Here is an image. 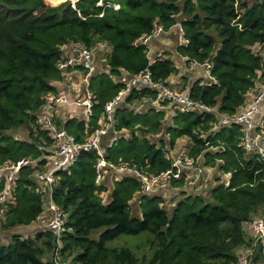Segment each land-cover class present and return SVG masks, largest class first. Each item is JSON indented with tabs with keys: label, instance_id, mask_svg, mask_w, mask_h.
Listing matches in <instances>:
<instances>
[{
	"label": "trees",
	"instance_id": "16d2710c",
	"mask_svg": "<svg viewBox=\"0 0 264 264\" xmlns=\"http://www.w3.org/2000/svg\"><path fill=\"white\" fill-rule=\"evenodd\" d=\"M98 1L50 5L47 0H0V164L20 158L33 161L20 167L11 200L0 206L4 230L29 225L43 211L44 193L33 175L45 168L49 153L42 148L52 145L53 139L41 128L37 111L48 93H56L53 82L61 78L57 64L63 45L78 42L90 47L103 42L110 47L107 71L89 79L92 115L86 121L56 122L77 141L99 126L105 103L125 87L123 80L112 76L148 70L153 81L166 83L176 72L170 58L150 61L146 46L135 43L158 25L168 30L179 22L185 43L177 52L187 62L210 65L215 81L192 82L190 98L232 115L246 104L253 88L264 85V0H108L117 8L97 5ZM146 97H154L152 88L133 87L124 101L131 104ZM123 105L114 112L115 130L131 129V134L102 145L107 161L158 173L170 166L166 147L174 149L179 138H186L188 156H203L204 165L211 167L223 160L215 170L221 175L230 172L229 184L218 177L210 190L211 201L183 191L167 211L162 196L140 194L138 180L124 174L113 180L110 196L103 200L100 193L107 189L95 182L98 156L94 150H82L55 172L50 192L64 214L59 244L49 230L29 237L12 233L0 244V264H55L51 255L44 259L55 249L61 264H67V257H72L71 264H138L128 247L108 242L141 232L149 233L151 248L149 257L142 258L145 264H238L239 250L241 254L245 249L250 264H263L264 242L247 234L244 226L258 214L264 217V158L246 154L240 145L242 127L230 124L212 130L218 120L213 111H176L163 125V110L135 113ZM20 128L26 137L13 135ZM161 128L167 140L143 136ZM2 185L0 181V190ZM137 196L139 215H134L130 201Z\"/></svg>",
	"mask_w": 264,
	"mask_h": 264
},
{
	"label": "built area",
	"instance_id": "2783aa9c",
	"mask_svg": "<svg viewBox=\"0 0 264 264\" xmlns=\"http://www.w3.org/2000/svg\"><path fill=\"white\" fill-rule=\"evenodd\" d=\"M104 4L107 6L111 5L114 8L118 7V4H112L108 2V0H99L97 2V5ZM72 5H74V2ZM176 24L183 34L180 23L177 22ZM161 31L162 27L158 25L150 33L138 37L135 43L146 45L148 40L158 35ZM184 58L186 57L184 56ZM194 63L199 64L197 62ZM199 65L205 66L207 70L210 68L208 63ZM57 67L61 71V74L70 68H81L80 70H86L89 75L95 69L92 52L84 44L72 42L68 48V53L65 56L61 55ZM214 81V77L210 75V80L206 83L209 84ZM143 86L150 87L154 90V97H146L144 100H152L155 106L162 108L170 117L174 116L176 111H213L217 114L218 120L213 124L212 130L230 124L240 125L242 127L240 145L245 150L246 154L257 153L261 158H264V146L262 144L264 138V113L261 111V103L264 101V85L256 86L251 90L254 92L252 101L248 105L243 106L241 111L228 115L218 113L216 109L210 108L200 101L190 98L188 93H182L172 89L164 82L153 81L148 70L138 75H132L125 80V87L111 100L105 103L100 117V120H102H99V126L82 141H77L75 137L68 133L61 125H56V122H53L49 114H42L38 118L41 128L49 131V135L53 139V144L52 148H42L49 153V155L46 156L47 164L42 171H37L35 173L38 188L44 193L43 211L38 216L37 220L40 222L44 221L42 229L52 232L58 244L59 237L63 231L64 214L56 207L50 198L52 185L55 182V172L66 168L82 150H94L98 156L95 164V182L97 184H100L105 172L112 170L128 174L137 179L140 184V194L158 195L164 190L179 188L186 192H195V188L198 187L197 183L199 182V178L204 175L205 167L200 161L201 156L190 157L186 154L185 146L174 150L172 149L174 152L172 154L166 151L165 157L170 160V166L166 170L158 173L143 171L142 168L127 162L113 163L104 158L105 153L101 145V138L108 132L115 130L116 120L114 112L117 106H119L123 94L125 92L128 93L133 87L139 88ZM93 99L94 94L90 90L89 82L87 81L83 95L70 97L63 92L57 94L52 93L48 97L45 96L43 105H46L48 108L58 105L83 106L85 115L88 119L92 115ZM133 110L135 113L143 111L134 108ZM117 131L118 130H115V132ZM119 137L120 135H117L109 139L108 145H111ZM211 148L214 149L216 147ZM220 148L223 147L220 146ZM29 163H31L30 159L20 158L16 162L6 161L0 164V181L3 183L2 189L0 190V206L11 200L15 177L20 167ZM217 163L222 164L223 160L218 159ZM223 176V183L228 185L230 172L224 173ZM0 212H2L1 209ZM43 212H46V215H44ZM43 216L46 217L44 218ZM248 226L255 240L264 242V217L259 216L253 218L248 222ZM248 255L249 250L245 249V251L239 255L238 264H250ZM51 257L55 264H61L57 249L52 251Z\"/></svg>",
	"mask_w": 264,
	"mask_h": 264
},
{
	"label": "crops",
	"instance_id": "0c3cea01",
	"mask_svg": "<svg viewBox=\"0 0 264 264\" xmlns=\"http://www.w3.org/2000/svg\"><path fill=\"white\" fill-rule=\"evenodd\" d=\"M176 23L173 26H171L168 30L162 29V31L158 35L148 40L147 44L145 45L146 55L150 61H153L154 59L157 58H166V57L170 58V60H172V62L174 63L176 72L171 74L166 79V84L178 92L187 93L188 87L192 82L201 79V82L206 83L208 80H210V75H209V71L205 68V66L196 64L194 62H187L186 58H184V56H182L177 52V46L185 43V40L183 38V34L179 30V27L177 26ZM70 43H67L62 46L63 56H65L68 53V48L70 46ZM87 48H89L92 52L93 64L95 67L94 71H92L91 74L89 75L86 70H80L81 68L79 69L70 68L62 72L61 78L53 82V84L56 87V94L63 92L70 97L81 96L83 95L86 88V83L87 81L89 82L91 76L99 72L107 71V65L105 61H106V55L110 47L106 43L95 42L92 46ZM130 76L132 75H128L125 72L120 71V75H116V76L114 75L112 76V78L113 80H123L125 82V80L128 79ZM184 82L186 84L183 88H181L180 84ZM128 93L125 92L123 94L119 106L124 104L123 106L126 107L140 109L138 106L141 103L142 107L145 108L144 110H148V109L163 110L162 108H158L157 106H155L152 100L149 99L148 100L141 99L140 101L133 100L131 104L127 102L125 103L124 100ZM51 94L52 93H49L46 96L48 97ZM253 94L254 92L252 91L248 93L247 102L245 105H248L252 101ZM241 110L242 107L239 109V111ZM261 111L264 113V101L261 103ZM42 114H49L53 122H59V124H63L64 121L70 119H76L78 121L87 120L83 106L58 105L52 108H48L46 105L45 106L42 105L41 108L37 111L38 118ZM169 121L171 122L170 116L164 111L163 125H166ZM163 125L162 127H164ZM133 130L135 134H138L139 131L138 129H136V127ZM117 132H115V130H112L107 134H105L104 136H102L101 145L104 144L108 145L109 139L117 135H120V137L123 136L124 138L130 136L131 129L122 128L119 129ZM143 136L147 138H151L156 142L157 140L159 141V139L161 138H164V140L168 139V134L166 133L165 128H161V130H159L157 133L145 132ZM180 140L181 138L178 139V141ZM179 143L182 144L181 142ZM262 144L264 146V138ZM47 147L52 148V145H49ZM165 150L169 151L171 154L174 153L173 150L168 149V147H166ZM200 161L204 165L203 162H205V159L203 158V156L200 157ZM204 167L206 174L212 171V174H210L211 175L210 183L212 185L211 188L217 184L218 177H221L222 181L224 180V176L221 175L218 170H215V167L218 168L217 163L215 164V167H211L209 165L206 166L204 165ZM213 170H215V172H213ZM122 175H124L122 172H115L112 170L104 173L103 179L100 182V184L103 183L107 189V191H102L100 193V196L103 198V200L109 198V194L113 186V180L119 179ZM197 185L200 186L201 182H198ZM183 191L184 190L180 188L167 189L159 193L157 196H162L163 200L172 203L173 201L175 200L177 201L178 199H180L181 192ZM43 213L44 215H46V212ZM43 217L45 218L46 216ZM37 222L40 221L37 220ZM32 223H36V222H32ZM245 225L246 226H244V228L247 231V234L251 235L250 227L248 226V224ZM42 226H44V221L40 222V226L36 229V231L42 230Z\"/></svg>",
	"mask_w": 264,
	"mask_h": 264
},
{
	"label": "rangeland",
	"instance_id": "374dc122",
	"mask_svg": "<svg viewBox=\"0 0 264 264\" xmlns=\"http://www.w3.org/2000/svg\"><path fill=\"white\" fill-rule=\"evenodd\" d=\"M47 1L49 2L50 5H56L60 2H62L63 0H47ZM69 1L71 2V4L74 2L73 0H69ZM180 1H182V0H180ZM185 84H186L185 82L180 84V87L183 88L185 86ZM138 107L140 108V110L144 109L142 107L141 103ZM12 133L14 136H17V137H26L27 136V132L25 131L24 128L16 129V130L12 131ZM179 142H181L182 144H180ZM186 142H187L186 138H181V140L176 143L174 149L184 146ZM31 163H33V161H31ZM213 172H215V170H213ZM35 173L33 175L34 178H35ZM210 174H212V171L208 174L204 173V175H202L199 178V182H201V185L195 188V193L200 194V196H202L206 201L212 200L210 197V190H211V186H212L210 183V177H211ZM190 192H194V191H190ZM175 201H173L171 203L169 201L164 200L163 201V207L167 211H170L172 206L175 204ZM130 211L134 215H139L138 196L135 197L132 201H130ZM259 216H261V215H259V214L256 215V217H259ZM2 217H3V214H2V212H0V219ZM35 222L36 223H30L29 225H23V226L20 225V226L12 228L10 230H4L0 225V244L8 242L10 239V235L12 233L20 234L23 237H29V236L36 234L37 233L36 229L40 226V222H37V221H35ZM97 233L98 232H94L93 236H96ZM148 234H149L148 232H141V233L136 234V235H120L119 237L115 238L114 240L108 242V246H115V247L125 246V247H128L138 257V264H145V261L142 258L143 257L148 258L150 253H151L150 243L148 242L149 241L148 240V238H149ZM240 252H241V250H239V255H240ZM50 255H51V253L49 255L45 254L44 259ZM71 258L72 257H67L65 259L67 264H71Z\"/></svg>",
	"mask_w": 264,
	"mask_h": 264
},
{
	"label": "water",
	"instance_id": "95a60500",
	"mask_svg": "<svg viewBox=\"0 0 264 264\" xmlns=\"http://www.w3.org/2000/svg\"><path fill=\"white\" fill-rule=\"evenodd\" d=\"M109 196H110V194H109Z\"/></svg>",
	"mask_w": 264,
	"mask_h": 264
}]
</instances>
